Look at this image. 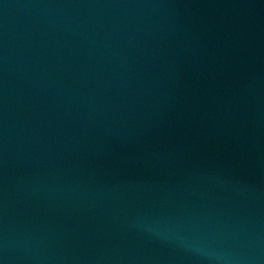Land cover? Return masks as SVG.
<instances>
[{"label": "water", "instance_id": "1", "mask_svg": "<svg viewBox=\"0 0 264 264\" xmlns=\"http://www.w3.org/2000/svg\"><path fill=\"white\" fill-rule=\"evenodd\" d=\"M0 264H264V0H0Z\"/></svg>", "mask_w": 264, "mask_h": 264}]
</instances>
